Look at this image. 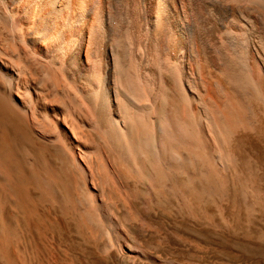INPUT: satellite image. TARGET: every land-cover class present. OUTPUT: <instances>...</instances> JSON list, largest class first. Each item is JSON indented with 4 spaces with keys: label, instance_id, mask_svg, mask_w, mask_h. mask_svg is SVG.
<instances>
[{
    "label": "bare ground",
    "instance_id": "obj_1",
    "mask_svg": "<svg viewBox=\"0 0 264 264\" xmlns=\"http://www.w3.org/2000/svg\"><path fill=\"white\" fill-rule=\"evenodd\" d=\"M262 134L264 0H0V264H68L65 227L157 263L135 201L247 192Z\"/></svg>",
    "mask_w": 264,
    "mask_h": 264
},
{
    "label": "rangeland",
    "instance_id": "obj_2",
    "mask_svg": "<svg viewBox=\"0 0 264 264\" xmlns=\"http://www.w3.org/2000/svg\"><path fill=\"white\" fill-rule=\"evenodd\" d=\"M258 116L262 120L259 111ZM238 154L239 170L253 183L247 192L238 190L227 199L208 202L194 218L176 199L151 208L135 201L141 221L123 220L132 244L154 264H264L254 245L264 243V135H243ZM119 211L124 217L125 211ZM73 230L65 227L59 236L68 264H153L136 255L105 256Z\"/></svg>",
    "mask_w": 264,
    "mask_h": 264
},
{
    "label": "water",
    "instance_id": "obj_3",
    "mask_svg": "<svg viewBox=\"0 0 264 264\" xmlns=\"http://www.w3.org/2000/svg\"><path fill=\"white\" fill-rule=\"evenodd\" d=\"M254 245L256 246L257 251L260 253V255L264 259V243L263 242H254Z\"/></svg>",
    "mask_w": 264,
    "mask_h": 264
}]
</instances>
